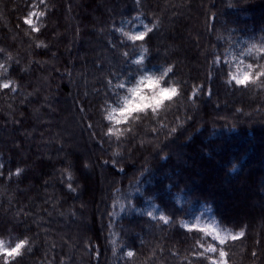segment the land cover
Wrapping results in <instances>:
<instances>
[{"label": "trees", "instance_id": "16d2710c", "mask_svg": "<svg viewBox=\"0 0 264 264\" xmlns=\"http://www.w3.org/2000/svg\"><path fill=\"white\" fill-rule=\"evenodd\" d=\"M0 49V237L28 239L0 264H264V0H0ZM164 66L178 94L109 136L117 85Z\"/></svg>", "mask_w": 264, "mask_h": 264}, {"label": "clouds", "instance_id": "9594fccd", "mask_svg": "<svg viewBox=\"0 0 264 264\" xmlns=\"http://www.w3.org/2000/svg\"><path fill=\"white\" fill-rule=\"evenodd\" d=\"M171 71V66H164L159 71L142 74L130 85L123 84L124 92L119 97V105L111 107L105 115V119L110 125L108 133L119 138L128 131L127 128L120 127L125 121H136L141 118L139 115H133L134 113H144L150 110L156 114L164 109L166 102L171 101L178 94L177 86L173 80H168L167 84L165 83ZM255 71L250 64L242 67L238 65L234 71L229 73V76L236 85H241L237 81L249 82L250 77L251 82H255L252 77V73ZM259 76H264V65L259 68L257 78ZM170 106L168 105V107ZM23 240L27 241L28 239L25 237ZM0 241L4 242L5 247H8V242L4 237H0Z\"/></svg>", "mask_w": 264, "mask_h": 264}, {"label": "snow or ice", "instance_id": "6c2138e0", "mask_svg": "<svg viewBox=\"0 0 264 264\" xmlns=\"http://www.w3.org/2000/svg\"><path fill=\"white\" fill-rule=\"evenodd\" d=\"M44 13L43 12H34V13H31L29 15L28 18H26L24 20V23L25 24H28L30 27H31V30L33 32H38L40 29L38 27H36L34 24H33V20H32V16H36V17H39V16H43ZM43 25H41L42 27ZM144 30L139 32L138 34H134V35H130L128 32H123V35L127 38V40L129 41H133V42H144L148 36L149 33H151L153 31V27H149L147 24H145L144 26ZM37 47H42V46H45L43 44V41H41L40 43H38L36 45ZM3 49H0V52H2ZM148 52V48L147 47H143V53H147ZM9 60L12 59L11 56L8 57ZM143 60H144V57L141 56V59L139 60H134L133 62L137 65H141L143 63ZM4 68V65L3 64H0V69ZM173 72V68H172V71L171 73ZM251 81V77L249 79V82ZM238 83H241V85H244L246 86L249 82H243V81H237ZM12 84L13 82L12 81H4L3 83H0V88H3V89H9L10 87H12ZM117 87L123 89V84H118ZM127 121H125L124 123H126ZM109 136H113L114 134H109ZM20 171L22 170H18L17 171V175L20 174ZM161 219L163 220L164 218L161 217ZM201 231H205L204 229H202ZM209 235L212 236V239L213 240H216V241H219L220 244H224L225 241L228 239L227 236H224V235H219V234H212L211 232L209 233ZM239 235H243V233H240ZM233 240H235L237 237L236 236H232L231 237ZM28 245V240L25 241V240H21L19 241L18 243L15 244L14 247H5V244L4 242L0 241V256H4L6 258H12V259H15L16 257L18 256H21L22 255V250L25 249V247ZM207 252L209 253H215L217 251V249L215 247H212L211 245L206 249ZM133 255L132 252H128V256L131 257ZM226 256V253L225 251L221 250L219 252V257L221 260H223V258ZM5 264H9V261L6 259L5 260ZM212 264H216L215 261L212 262Z\"/></svg>", "mask_w": 264, "mask_h": 264}, {"label": "rangeland", "instance_id": "374dc122", "mask_svg": "<svg viewBox=\"0 0 264 264\" xmlns=\"http://www.w3.org/2000/svg\"><path fill=\"white\" fill-rule=\"evenodd\" d=\"M185 226L187 227L194 226L200 229H204L205 230L204 232L208 234L211 232L212 234H219V235L227 236L228 238L232 236L230 232L220 231L217 228L216 224L211 219H207V218L197 217L195 220L185 223Z\"/></svg>", "mask_w": 264, "mask_h": 264}]
</instances>
